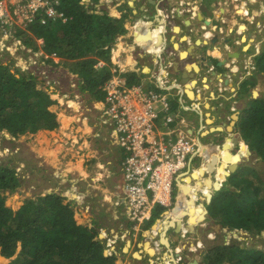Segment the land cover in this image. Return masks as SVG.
Returning a JSON list of instances; mask_svg holds the SVG:
<instances>
[{
    "label": "crops",
    "instance_id": "obj_1",
    "mask_svg": "<svg viewBox=\"0 0 264 264\" xmlns=\"http://www.w3.org/2000/svg\"><path fill=\"white\" fill-rule=\"evenodd\" d=\"M96 6L100 9L110 11L114 16L121 15L125 10L128 12L125 21L127 31L123 34V38L126 40L123 43L128 42L127 40L132 41L135 38H142L147 45L151 44L153 41L152 36L155 37L156 29L159 28L160 30L167 22L168 34L171 32L169 36L167 33V35L165 34L168 39V48L174 51L176 55L172 58L173 73L174 76L179 78L181 87L179 86L178 89L180 90L181 88V91L186 93L185 97L182 93L174 91L175 96H171V100L177 97L178 116L184 120L183 123L177 121L176 128L183 130L184 134L188 133L195 137L199 147L191 155L192 161L187 168V171L193 174L192 177L188 178L183 173L182 176L180 175L181 177L178 176L177 178L178 186L171 195L170 200V204L176 202L174 203L173 209L169 205H157L153 213L158 212V215L161 214V218L165 217L158 221L161 223V226L158 228L154 225L150 228L145 227L142 230L141 236L145 237L146 240L142 241L144 243H136L141 248L143 256L139 258L135 253H132L131 257L133 259L130 257V249L134 243L132 244V241L128 239L126 243L128 245L127 250L124 247L118 251L120 253L119 260L121 262L126 261L124 256H121L122 252L129 255L130 264H142L145 256L148 257L149 264H195L194 262H198L196 264H209L210 261L206 257V250L204 251L205 248H202L203 246L200 241H187V248L184 243L174 245L173 242L178 240L180 224L185 222V217H189L188 213L193 214L192 220L198 219L199 217L203 219L204 214H207V212L205 213V209L210 205L207 202L208 200L210 201L216 191L213 186H220V183L215 182L217 181L216 166L219 168V165L222 164L220 163V159L225 161V168L228 166V161L231 164L232 161H239L241 159L242 154L240 152H243V155H249V149L246 148L245 144H242L243 150H236L237 155L232 156V153L236 152V147H241L240 140L236 135L241 115L245 111L251 95L255 98L254 89L248 95L246 94L248 92L243 91L241 87L244 82V73L241 72V68H246V65L251 63V59L256 57V54L261 48L264 24L259 17L262 15V19L264 15V1L100 0ZM171 8H175L177 13L170 21L167 19L166 13H170ZM207 20L211 21V23L208 24ZM134 29L138 31L135 32ZM170 43L172 44L171 46ZM140 49L138 54L121 56V63L126 66L133 65L134 67L138 64L142 65L146 63L154 67V59L151 56H143L144 48ZM122 50V53H124L128 51V47L125 45ZM234 52H238V56L229 58L228 54ZM130 56H133V58ZM224 58L227 60L226 64L218 67V63ZM193 63H200V65L198 67L195 64L193 65ZM184 71L189 73L190 79L186 77L185 81L191 82V88L187 87L183 79ZM181 82L183 83L182 85ZM172 105L174 110V103ZM56 107V104L52 105L53 110H56ZM234 114H238V118H234ZM67 116H62V120L66 122L60 125L65 130L61 128L54 130L43 129L39 135L37 134V138L41 136L45 137L43 140L45 144L49 140L50 148L53 149V152L51 150L48 151L46 148L40 149L39 152L41 153L44 150L41 154H45L47 162H51L50 160L53 157L54 159L57 157L58 162L55 165L60 164L59 166L66 165L67 167L68 164L69 168L74 167L71 166L69 161L74 162L73 159L75 158H78L77 162L81 160L82 167L87 174L83 175L77 172L84 176L83 179L86 182L90 179L91 181L87 184L92 187L93 191L95 190L94 197L89 191L90 187H88L86 189L87 193H84L87 199L82 197L85 199V203L84 200L82 202L87 205V209H90L92 207L90 199H95L99 203L97 204V208H99L98 211L101 215H105V218L111 220V224H113V220L119 222L120 216L124 217L125 205L121 200L122 194L116 190L118 184L113 189L111 181H114V177L117 179L118 171L116 168L119 166L122 152L115 147L113 148L111 143H109L107 140L109 132L105 128H99L101 132L97 137L92 136L88 143L82 144L83 152L91 157L90 160L93 161V165H87V161H84L83 154L78 153V149L72 144L71 146L66 144L68 146L65 151L61 143L67 139L69 141L70 137L74 135L68 131L69 123L72 120L78 119L81 121L80 130L84 132H90L92 130L91 126H88L86 118L81 120L80 117L82 115ZM70 118L73 119L70 120ZM58 120L60 121V119ZM230 125L231 130H228V126ZM172 126L174 127V124ZM218 127H222V129H218ZM101 134L102 136L99 137ZM231 137H237L238 140H231ZM94 138L95 142L93 141ZM220 139L226 141L225 143L228 144L226 147L229 148H221L223 145ZM56 148H58V152H56L55 157L54 149ZM61 151H64L65 155L62 154V156ZM208 153L211 156L213 155L215 160L211 161V164L204 165ZM49 155L50 158L52 157L51 159ZM97 157L98 161L96 160ZM199 157L200 162L195 164L194 160ZM53 163H56V160ZM203 166H207L203 172L205 177L196 183L198 178L196 176L200 173L199 171ZM219 169L218 176L223 177V170L221 168ZM66 172L68 171L66 170ZM68 173L73 174L74 172L70 171ZM120 189L123 192L122 187ZM183 193H185V197H183ZM203 199H205L206 203L201 205L200 201ZM201 206L202 209L197 208ZM171 213L172 216H165ZM189 222L192 221L187 219L186 223ZM174 225L178 226V230H176ZM186 226L189 230L194 229L192 225ZM105 228L118 230L119 232L125 229H131L120 225L117 228H113L112 226H99V238H102ZM141 243L142 245H140ZM155 248H157V252H155ZM164 249H167L169 252H163ZM181 251L183 260L179 261L177 253H181ZM150 252H153V256H151Z\"/></svg>",
    "mask_w": 264,
    "mask_h": 264
},
{
    "label": "trees",
    "instance_id": "obj_2",
    "mask_svg": "<svg viewBox=\"0 0 264 264\" xmlns=\"http://www.w3.org/2000/svg\"><path fill=\"white\" fill-rule=\"evenodd\" d=\"M88 1L95 4L100 0ZM90 4L84 0H62L59 9L68 18L66 22L58 19L42 24L40 20H36L28 30L17 29L21 41L28 47L73 61L74 71L78 73L81 85L61 75L54 90L49 85L38 89L34 73L26 75L15 66L14 60L5 63L0 59V131L9 132L16 138L26 132L58 128L66 121H59L58 114L50 106L63 94L80 90L88 93L91 99H102L104 93L101 87L112 75V47L119 36L127 31V15L113 17L108 13H97V9ZM39 39L43 40L41 44L37 42ZM256 66L257 71L264 72V49L256 57ZM136 76V73H127L124 81L128 83L129 80L132 84L136 81ZM257 102H261V105ZM242 119L249 121L245 127L257 136L256 143L251 141L253 145L247 136L245 140L264 161V100H251L241 115V122ZM245 127L241 124L240 128ZM245 167L249 168L248 172L257 171L253 166ZM245 167L240 164L234 175L228 177V183L238 185V177L242 181L241 187L244 184L250 186L249 193L232 192V198L229 192L230 199L227 200L228 193L220 197L224 190L222 188L212 198L209 210L212 216L221 214V222L229 224L232 229H246L250 233L261 235L264 231V198H260V193L262 188L264 190V178L258 177L260 186L257 182L255 185L254 181L246 180L243 173L244 170L246 172ZM20 184L15 168L0 161V251L3 256L12 257L20 247L17 257L9 264H117L115 255H106V243L99 238V229L85 226L76 215L73 203L66 202V197L61 193L46 194L38 198V201L28 200L19 210L13 211L6 205L3 192L15 190ZM251 185L259 192L261 208L257 209L255 205L258 201L257 193ZM240 196L245 198L240 202L241 214L248 220L244 221L241 215L240 224L234 226L230 219L237 218L240 214L237 209V198H241ZM224 205L227 209L222 210ZM222 212H226V215ZM226 248H236L238 252L244 253L243 248L236 244L223 245L217 250L210 249L206 255L209 264H224L234 259H237L235 264L242 263L239 255H227L224 251ZM256 250L253 262L258 259L260 264H264V252Z\"/></svg>",
    "mask_w": 264,
    "mask_h": 264
},
{
    "label": "built area",
    "instance_id": "obj_3",
    "mask_svg": "<svg viewBox=\"0 0 264 264\" xmlns=\"http://www.w3.org/2000/svg\"><path fill=\"white\" fill-rule=\"evenodd\" d=\"M61 3L62 0H0V57L3 54L9 55L14 59L15 66L20 68L25 67V64L29 66L35 63L32 58L33 50L22 43L16 35V29L24 24H32L36 20H40L42 24L50 20L66 21L68 18L59 9ZM176 13V9L172 8L170 13H166L167 19L171 20ZM167 32L166 22L158 34L152 36L151 44L147 45L142 38L127 40L125 45L128 51L117 55L115 52L117 44L126 40L120 36L112 47L114 58L111 66L112 75L101 87L104 98L93 100L92 107L86 105L85 112L80 117L81 120L86 118L92 130L90 132L80 130L81 121L78 119L68 126V130L74 134L69 139L70 144L78 147V153L83 154L85 162L91 157L83 152L82 144L88 143L92 136L97 137L101 132L99 128L108 130L109 143L113 148L124 153L120 159L124 179L122 198L128 207L127 217L132 222V228L122 232L104 230L102 239L109 250H114L119 237L126 239L128 236L131 237L132 231L138 233L142 225L152 219L157 205H169V207L172 205L170 200L174 180L187 172L192 161L191 155L199 148L195 137L188 133L184 134L183 130L176 128V122L183 123L184 120L178 116L177 110H173L171 96H175L174 91L182 93L185 97L186 93L181 91V88L178 89L179 78L173 73L172 58L176 55L171 49L167 51L165 37ZM162 39L165 42H162ZM38 42L42 43L43 40L39 39ZM135 46L144 48L143 56H151L154 59V67L146 63L135 67L121 63V56L134 55L132 49L141 50ZM22 52L26 53L27 59L21 57ZM37 52L38 56L48 61L52 60V66L58 64L61 66L57 55L50 57L41 49ZM43 63L45 64V61ZM127 73H139L141 76L138 81L128 85L123 82V77ZM53 85L49 86L53 88ZM63 95L67 99L62 100ZM63 95L57 100L60 99L58 104L62 105L64 114L77 116L83 109L81 101L77 106H72L69 100L78 102L80 94ZM95 109L97 113H94ZM160 124L167 125L166 131H161ZM73 197L79 199L77 194ZM153 224L148 228L153 227ZM179 261H182L181 256Z\"/></svg>",
    "mask_w": 264,
    "mask_h": 264
},
{
    "label": "rangeland",
    "instance_id": "obj_4",
    "mask_svg": "<svg viewBox=\"0 0 264 264\" xmlns=\"http://www.w3.org/2000/svg\"><path fill=\"white\" fill-rule=\"evenodd\" d=\"M93 6L95 7V9H99V8H97V6L95 4ZM90 11H93V10L90 9ZM96 12L101 13V14L108 13V15H110V16L118 17V16L112 15L110 13V11L105 10V9H99V10H96ZM122 14L127 15L128 12L125 10V12ZM246 14H248V13H246ZM261 17H262V15H260L259 18L262 21V23L264 24V15H263L262 19H261ZM66 21H63V22H66ZM51 22H53V21L50 20L49 23H51ZM29 27H30L29 24H24L22 26H18V28H21L24 30H28ZM156 30L158 31L159 28H157ZM134 31L137 32L138 30L134 29ZM170 34H171V32L168 34V36ZM262 34H264V32ZM18 38L20 39L19 35H18ZM39 44H41V43L39 42ZM0 45H1V41H0ZM134 45H135V43H134ZM171 45L172 44L170 43V46ZM135 48L139 49L140 47L135 46ZM263 49H264V35H263V42H261V48L259 49L258 53L256 54V57H258V55L261 54ZM169 50L170 49L167 48V51H169ZM139 52H140V50L136 51V49H132V53L134 55L139 53ZM36 53H38L37 50L33 49L32 58H34L35 63L29 64V66H28V64H25L24 66L27 68H25V67H23V68L17 67V68L20 69L21 72L25 73L26 75L34 73L36 75V79H37L36 82H37V88L38 89L42 88V86H44V85H53L54 84L53 88H51L52 90H54L56 88L58 78L61 75H63L65 78L68 77L73 82L75 81L76 84L81 85V81L79 83L78 73L76 72V70L74 71V65L72 63L73 61H68V59L64 60L60 55L59 56L57 55V57L60 59L59 63L61 64V66L58 64L54 67V66H52V60L48 61L45 58L38 56ZM21 57L22 58L24 57L23 58L24 60L27 59V56L25 55L24 52H22ZM256 57L251 59V63L249 65H246V68H241V72L244 73V79H243L244 82L241 85L243 91L244 90L248 91V93H246L248 95H249V92H252V89L257 91V93L254 94L255 98H253V96L251 95V97L249 99L250 101L253 99L254 100H256V99L264 100V72L257 71V69H256L257 68ZM0 59L3 62L7 63L12 58L7 54H3L0 57ZM43 61H45V64L43 63ZM41 65H43V66H41ZM136 75H137L136 81H138L140 79L141 75L139 73H136ZM123 82H125L124 77H123ZM126 84L129 85L131 83H129V80H128V83H126ZM76 93L80 94V97H79L80 99L77 100L78 102H75L73 100H69V102H70V104L72 103L71 104L72 106H77V103H79V101H81V108H83V109H81V111L78 114V116H80V115H82V113L85 112L84 109L86 108V105H88L89 107H92L93 106L92 101L96 100V99H91L90 95L88 93L81 92L80 90H76L74 92V94H76ZM101 98H104V95H102ZM64 99H67V97L64 96L62 98V100H64ZM59 100H57V102L54 103V104H56L57 109L53 110L52 105L50 106V109L55 111L58 114L60 120H62V118H63L62 116H66L68 114H65V115L63 114L64 110L62 108V105L58 104ZM177 100H178L177 97H174L173 103H174V110L175 111L178 108L177 107ZM71 101H73L74 104ZM257 103L259 105H261V102H257ZM94 113H97L96 109L94 110ZM68 116H70V115H68ZM234 116H236V115H234ZM72 119L73 118H70V120H72ZM72 121H74V120H72ZM241 124L243 127L248 126L249 121L245 122V119H242ZM241 124L238 123V128H237L238 132L236 134L240 140L241 147L240 148L236 147L235 151L239 150V149L243 150L242 144H245L246 148H248L251 151V153L249 155H242L241 159L239 160V163L243 164L244 167L246 165L253 166L254 169L257 170V171L248 172L249 168L245 167L246 172L244 170L243 173H244V178L246 180L250 179V180L255 182V185L257 182L259 184L258 186H260V182H258L259 181L258 177L261 176L264 178V161L258 155L257 152H254L253 149H251L249 142L247 140H245L246 139L245 136H247V138L249 139L250 142L252 141L253 143H256L257 142V136L255 135L254 132L252 133L248 127L241 129L240 128ZM250 127H251V125H250ZM58 128L60 129L61 127L59 126ZM167 128H168L167 125L160 124L161 131H166ZM228 128H229V130H231L230 129L231 126H229ZM41 130H43V129H40L35 133L26 132L24 134L17 136L16 138H14L13 135L10 134L9 132L0 131V161H3L4 163H9L10 165H12V167L15 168L18 176L20 177V182H21V184L15 190H12V191L9 190V191L3 192L4 196L6 198V205L9 206L13 211L16 212L28 200L32 199V200L38 201V198L43 197L46 194L61 193L63 196L66 197V202L71 201L73 203V209L76 211V215L81 219V222L85 226H88V227L94 226L97 228H99V226H103V227H111L112 226L113 228H117L120 225V226H126L129 228H132V222L126 217V214H128V212H127L128 207L126 205L125 200L122 198L123 192L120 191L121 190L120 188L122 187V183L124 181L122 174H121V170H120V168H118L121 166V161L119 162V166L116 168L118 171L117 179L114 177L113 179L115 182L112 180L111 183H112L113 189H115V186L118 184V187L116 186L117 187L116 190L119 191L120 194H122L121 200L124 202V205H125L124 206V217L120 216L119 222L116 220H113L112 221L113 224H111V220H109L108 218H105V215H101L100 212L98 211L99 208H97V204H99V203H97L95 201V199H90L91 205H92V207H90V209H87L88 208L87 205L84 204L85 199H87L85 196V194L87 193L86 189L88 187H90L89 191L91 194L94 195V197H95V190L93 191L92 187L87 184L91 180L89 179V181L86 182L83 179L84 176L80 175V174H83V175L87 174L85 169L82 167V161L80 160V157H79L80 161H78V162H77L78 158L73 159L74 162H76V163L69 161L71 163V166L72 167L74 166L71 169L68 167V164H67V167H66V165L59 166L60 164L55 165L58 162V158L55 155L56 152H58V148H56V149H54L55 150L54 155L56 158L54 159V157L53 158L51 157L53 159V161L56 160V163H53L50 156H49V158L51 159L50 160L51 162H49V161L47 162V160L45 159V154H41L39 152V150L46 148V149L52 151L53 149L50 148L49 140H47L46 144H45V142L43 141L45 139L44 136L37 138V134L39 135ZM62 130H65V128ZM249 130H250V132H249ZM68 131L71 132L70 130H68ZM99 137H101V136H99ZM40 140H42V141H40ZM220 140L222 141L221 144L223 145L222 147L220 145L221 148H223V149L229 148V147H226V145H228L227 143H225L226 141H223V139H220ZM67 141H68V139L63 140V142L61 143L62 144L61 146L65 149V151L67 150L66 147L68 146L66 144H69L71 146L70 141H68V142ZM93 141L95 142V138L93 139ZM242 141H243V143H242ZM252 142H251V144L253 145ZM76 148L78 149V147H76ZM109 153H111V152H109ZM62 154L65 155V152L61 151V155ZM122 155H124V153H122ZM235 155H237V151L235 153L234 152L232 153V156H235ZM207 156L208 157L205 158L204 165H208L209 163L211 164V161L214 160V156L213 155L211 156L210 153H208ZM199 159H200V157L197 158L196 160H194V163L198 164L200 162ZM216 159H217V157H216ZM68 160H70V159H68ZM96 160L98 161V157L96 158ZM92 162L93 161L89 160L86 162V164L87 165H91V164L93 165ZM220 163H222L220 168L223 170L225 161L224 160L222 161V159H220ZM227 163H228V165L230 164L229 161ZM192 167H193V165H192ZM206 167L207 166H205V167L203 166V168L201 167L202 169H200V171H199L200 173L197 174V176H196V178L198 177L196 183L201 181V179L205 177V174L203 172L206 170ZM96 168H97V163H96ZM66 170H68V172L71 171L74 173L73 174L68 173V172L65 173ZM258 172H259V174H258ZM218 173L219 172H217V179L220 181V187L214 188V189H216V191H215V194L212 196V198L216 195L217 191L222 189V188H224V190H223V192H221L220 197H222L223 195L228 193L226 195L227 200L230 199L229 192L231 194V197L233 198L234 194H232V192H238V193L243 192V194H246V193H249L248 190H251V188L248 184H244L241 187L242 181H241V179H238V177L236 180L238 185H234V184L230 185L228 183V177L231 174L234 175L233 174L234 172L231 173L229 176H226L227 178H223L222 176L219 177ZM185 174L188 178H191L193 175L189 171ZM211 180H212V178H211ZM234 183H236V182L234 181ZM108 184H110V183L108 182ZM177 186H178V182H177V178H175L173 193L175 192V189L177 188ZM252 187H254V186H252ZM254 188H255L256 193H257V195H256L257 199L256 200H258L255 205L258 209L259 207L261 208V206H260V200L261 199L260 198L261 197L264 198V190L262 188V192L260 193V198H259V196H258L259 192H257V188L256 187H254ZM71 192H73L72 193L73 195L74 194H77V195L80 194L79 195L80 198L75 199V197H73ZM186 193H188V192H186ZM82 197H84L85 199H83ZM183 197H185V193H183ZM90 198H92V197H90ZM237 199L239 200L237 209H238L240 214L237 218H231L230 219L231 225H234V226L240 224V216L241 215H242V218L244 219V221L248 220L247 217H245V215L241 214L242 210H241L240 202L245 198L244 197H241V198L238 197ZM83 200H84V203L82 202ZM17 202H19V204ZM211 202H212V199H211ZM211 202L208 201L207 204L208 203L211 204ZM15 203H17V205H15ZM174 203H176V202H174ZM174 203L170 206L171 209H173ZM200 203H201V205L202 204L204 205L206 203L205 199L200 201ZM213 206H211V209L213 208ZM197 208L202 209V206L197 207ZM207 209H208V211H207L208 215L204 214L203 219H200V217H199L198 219L192 220L193 214L188 213L189 217L184 218V220H185L184 223H185V225H193L194 229L193 230H186L185 233H182V230H181L178 233V234H180L178 237V240L173 242V244L176 245L178 243H184L186 245V248H187L188 247L187 241H191V240L195 241V242L200 241L202 243V246H203L202 248H205L204 251L206 250L207 252L210 249H212V250L216 249L217 250L223 245L232 246L233 244H236V245H239V247L243 248L244 253L238 252L239 250L236 248H229V249L226 248L224 251L227 253V255L231 254V255H234L235 257H238V255H239V258L241 259L242 263H238V264H260L258 259L253 262L252 257L257 252L256 249L262 250V252H264V231H263V234L259 235V234H256L254 232L250 233L246 229H232L229 226V224L227 225L226 223L221 222V220H220L222 217L221 214H218V216H212L211 215L212 212L210 213L209 206H207ZM225 209H227V207L224 205L222 210H225ZM222 213H223V215H226V212H222ZM165 216H172V213L165 215ZM164 218H159L158 212L153 213L152 219L146 221L142 225V227L138 233H135L134 231H132L130 234L131 237L128 236V238H126V239H122L121 237H119L117 244H115L114 250H109L106 247V249H105L106 255H115L116 256L115 262L117 264H119V263L120 264H130L131 261L129 259V255L131 257L132 253H135V255L139 253V255H140L139 258L142 257L143 254H142L141 248L136 243V242H142V241L146 240L145 237L141 236L142 230L145 227L148 228L152 223H154L153 225H156L159 228L161 226V223L158 221H160L161 219H164ZM187 219L191 220L192 222L186 223ZM174 227L176 228V230H178L177 225H174ZM105 230L109 231L110 228H105ZM169 234H171V233H169ZM128 239H130L132 241V244L133 243L134 244H133L132 248L130 249L129 255L121 252V256L122 257L124 256V258L126 259V261L121 262L119 260L120 253L118 251L122 250L124 247H126L125 250H127L128 245H126V243L128 242ZM181 239H182V241H181ZM142 243H144V242H142ZM142 243L140 245H142ZM234 251H237V252H234ZM19 252H20V247L18 248V250L14 256L6 257V256H3L1 251H0V264H9L14 258L17 257ZM163 252H169V251L167 249H164ZM4 258H6V260ZM235 260H237V259H234V261L232 260V261L225 262L224 264H235ZM142 261H143L142 264H149L148 257H146V256L143 258ZM260 261H262V260H260Z\"/></svg>",
    "mask_w": 264,
    "mask_h": 264
},
{
    "label": "water",
    "instance_id": "obj_5",
    "mask_svg": "<svg viewBox=\"0 0 264 264\" xmlns=\"http://www.w3.org/2000/svg\"><path fill=\"white\" fill-rule=\"evenodd\" d=\"M201 18H203V17H201ZM206 21V20H205ZM207 22H208V24H210L211 23V21H208L207 20ZM228 56H229V58L231 57H236V56H238V52H234V53H230V54H228ZM204 59V58H203ZM211 62V61H210ZM226 62H227V60H226V58H224L223 60H221L219 63H218V67L219 66H223V65H225L226 64ZM201 63V62H200ZM200 63H193V65L195 64V65H197L198 67H199V65H200ZM212 63V62H211ZM186 77L188 78V79H190V77H189V73L188 72H186V71H184L183 72V79L185 80L186 79ZM254 93H257V91H255L254 90ZM235 115V114H234ZM235 118H238V114H236V117ZM218 129H222V127H218ZM229 130V129H228ZM232 139H234V141H237L238 140V138L236 137V138H232L231 137V140ZM238 145V144H237ZM251 153V151L249 150V154ZM243 155V154H242ZM239 165H240V163H239V161H236V162H233V163H231V164H229L228 165V175H226V176H229L231 173H233V172H235L238 168H239ZM227 168V167H226ZM225 168V169H226ZM224 177L223 178H227L225 175H223ZM217 181H218V179H217ZM220 187V186H219ZM213 196V195H212ZM211 199H212V197H211ZM211 199H210V201L209 202H211ZM204 208H206L205 206H204ZM208 211V209L206 208L205 209V213ZM193 226V225H192ZM6 260V259H5ZM195 264L196 263H198V262H194Z\"/></svg>",
    "mask_w": 264,
    "mask_h": 264
},
{
    "label": "bare ground",
    "instance_id": "obj_6",
    "mask_svg": "<svg viewBox=\"0 0 264 264\" xmlns=\"http://www.w3.org/2000/svg\"><path fill=\"white\" fill-rule=\"evenodd\" d=\"M158 32H159V30L156 31V34H158ZM156 34H155V35H156ZM161 41H162V42H165L163 39H162ZM117 46H118V47H117V49H116V53H117V54H122V52H123L122 49H123V47L125 46V43H123V41H121V42L118 43ZM121 62H122V61H121ZM184 81H185V80H184ZM185 82H186V84H187V87H188V88H191V86H192V85H191V82H190V81H189V82L185 81ZM62 98H63V97H62ZM62 98H61V99H62ZM71 104H72V103H71ZM234 117H236V116H234ZM88 126H90V125L88 124ZM230 126H231V125H230ZM228 127H229V126H228ZM228 129H229V128H228ZM230 129H231V128H230ZM43 151H44V150H43ZM43 151H42V152H43ZM45 151H46V150H45ZM48 151H49V150H48ZM42 152H41V153H42ZM52 152H53V151H52ZM240 153L243 154V152H240ZM50 155H51V154H50ZM50 155H49V156H50ZM51 156H52V155H51ZM214 160H215V158H214ZM216 160H217V159H216ZM233 162H236V161H232L231 163H233ZM220 166H221V165H219V168H220ZM219 168L216 166V171H217V172H220V169H219ZM225 168H226V167H225ZM225 168L223 169V175L226 176V175H228V167H227L226 169H225ZM70 169H71V168H70ZM67 171H68V170H67ZM187 172H188V171H187ZM187 172H185V173H187ZM185 173H184V174H185ZM182 175H183V174H182ZM182 175H181V176H182ZM181 176H180V177H181ZM216 177H217V176H216ZM216 177H215V178H216ZM223 177H224V176H223ZM183 181H184V180H183ZM215 182L220 183L219 180H218V181H215ZM213 188H219V186H217V187L213 186ZM202 218H203V217H202ZM180 225H181V226H180V230H179V231H181L182 228L185 226V225H184V222H182ZM185 228L188 229L187 226H186ZM188 230H189V229H188ZM155 252H157V248H155ZM150 254H151V256H153V252H150ZM136 256L139 257V256H140L139 253L136 254Z\"/></svg>",
    "mask_w": 264,
    "mask_h": 264
},
{
    "label": "clouds",
    "instance_id": "obj_7",
    "mask_svg": "<svg viewBox=\"0 0 264 264\" xmlns=\"http://www.w3.org/2000/svg\"><path fill=\"white\" fill-rule=\"evenodd\" d=\"M84 1H85L86 3H88V4H90V2H89L88 0H84ZM96 4H98V3H95V5H96ZM90 5H94V3H91ZM97 8H98V7H97ZM171 9H172V8H171ZM174 17H175V16H174ZM174 17H173V18H174ZM173 18H172V19H173ZM172 19H171V20H172ZM171 20H170V21H171ZM29 25H31V24H29ZM17 29H18V27H17ZM17 29H16V35H18V34H17ZM169 30H170V29H169ZM167 34H168V32H167ZM167 34H166V35H167ZM120 36H123V35H120ZM120 36H119V37H120ZM165 37L167 38V36H165ZM167 40H168V39H167ZM37 42H38V41H37ZM22 43H23V42H22ZM23 44H25V43H23ZM25 45H26V44H25ZM26 46H27V45H26ZM27 48L31 49V47H28V46H27ZM167 48H168V41H167ZM32 50H33V49H32ZM37 51H38V50H37ZM25 54H26V53H25ZM11 60H14V59L12 58ZM14 64H15V61H14ZM67 94H69V93H67ZM73 94H74V93H73ZM58 119H59V117H58ZM184 225H185V224H184ZM185 227H186V225L182 228L183 233H185V231L188 230V229H186ZM106 247H107V246H106ZM183 251H184V250H183ZM184 252H185V251H184ZM206 255H207V251H206ZM179 256H181V257H182V260H183L182 251H181V253H177V257H179Z\"/></svg>",
    "mask_w": 264,
    "mask_h": 264
},
{
    "label": "flooded vegetation",
    "instance_id": "obj_8",
    "mask_svg": "<svg viewBox=\"0 0 264 264\" xmlns=\"http://www.w3.org/2000/svg\"><path fill=\"white\" fill-rule=\"evenodd\" d=\"M76 199V198H75Z\"/></svg>",
    "mask_w": 264,
    "mask_h": 264
}]
</instances>
